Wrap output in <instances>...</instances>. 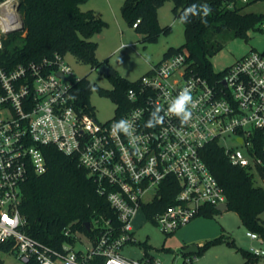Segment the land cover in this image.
Here are the masks:
<instances>
[{
	"label": "built area",
	"instance_id": "obj_1",
	"mask_svg": "<svg viewBox=\"0 0 264 264\" xmlns=\"http://www.w3.org/2000/svg\"><path fill=\"white\" fill-rule=\"evenodd\" d=\"M22 29L19 0L1 2L0 54L2 35ZM72 73L58 53L39 61L0 63V240L14 239L24 264H160L147 253L129 258L121 252L135 242L133 220L140 212L148 219L144 206L173 188V203L152 221L165 233L189 223L203 206L227 202L203 158L212 142L219 143L232 164L261 177L264 50L252 49L218 78L196 72L188 52L164 56L133 81L126 91L127 108L116 101L117 113L108 121L96 117L91 103L78 102L74 88L81 78H70ZM185 88L195 107L188 106L192 115L182 122L169 108ZM50 145L78 158L117 214L119 226L107 219L95 236L67 228L66 235L75 241L61 248L27 233L20 211L22 184L31 172H46L43 147ZM77 233L90 246H81ZM247 234L259 238L253 231Z\"/></svg>",
	"mask_w": 264,
	"mask_h": 264
},
{
	"label": "trees",
	"instance_id": "obj_2",
	"mask_svg": "<svg viewBox=\"0 0 264 264\" xmlns=\"http://www.w3.org/2000/svg\"><path fill=\"white\" fill-rule=\"evenodd\" d=\"M5 0H0V3ZM88 0H19V13L23 29L2 35L3 51L0 63L39 61L52 57L56 53L65 57L73 54L81 63L98 68L103 62L96 56L98 42L93 36L102 31L104 19L94 9L83 10L81 5ZM167 0H124L122 12L130 25L140 20L135 30L142 35L143 41H157L161 33L170 34L171 25H161L156 13ZM255 0H173L174 14L181 18L189 12L184 23L186 41L181 47L169 46L164 55L175 52H188L196 72L208 77L218 78L223 74L212 68L210 56L216 53L223 44L220 37L232 34L245 36L249 28H262L264 13L243 12L244 8ZM207 5L210 12L207 16L203 7ZM206 21V22H205ZM112 89L99 88L110 95L121 106L127 108V89L133 81L121 74L110 77ZM93 83L81 78L74 88L76 99L80 103L90 104ZM263 140L256 147L262 150ZM47 159V170L42 174L31 172L22 184L23 197L20 211L25 218L27 233L43 243L61 248L65 242L74 243L72 233L81 232L95 236L103 227L104 221L111 220L112 226H119L118 216L104 195L97 191V186L88 171L80 165L78 158L67 155L56 146L43 147ZM203 158L211 171L223 186L227 195L228 209L233 208L240 216L242 223L255 233L264 237V187L257 186L255 174L230 162L224 149L218 142L208 144L203 150ZM264 179V170H261ZM174 188L166 191L164 196L144 206L149 220L173 203ZM219 211L214 205H205L202 211ZM98 228L88 230L86 223ZM257 233V234H258ZM226 238L216 237L205 244L203 249L216 245ZM94 240L96 238H93ZM234 243V242H232ZM0 251H16L14 239L0 240ZM245 261L241 264H257L258 255L250 250H243ZM28 264H38L31 261Z\"/></svg>",
	"mask_w": 264,
	"mask_h": 264
},
{
	"label": "rangeland",
	"instance_id": "obj_3",
	"mask_svg": "<svg viewBox=\"0 0 264 264\" xmlns=\"http://www.w3.org/2000/svg\"><path fill=\"white\" fill-rule=\"evenodd\" d=\"M123 3L124 0H88L81 8L94 9L105 21L102 31L93 36L98 42L97 58L108 62L117 73L128 80L136 81L150 70L151 63L161 61L169 46L181 47L185 43V26L174 14L173 0H167L158 8L156 16L161 25H171L172 32L161 33L154 42L143 41L142 35L125 19L122 12ZM243 12L264 13V0L253 1ZM220 41L223 46L210 56L212 68L216 72L224 71L252 49L264 50V27L249 28L245 36H233L230 33L220 37ZM65 59L73 69L70 78H87L93 83L90 103L94 107L96 117L100 121L113 118L117 113V102L99 90L112 89L114 84L111 78L97 68L79 62L71 53L66 54ZM255 183L264 187V179L260 176H256ZM261 218L264 220V211ZM133 226L135 242L126 244L121 252L129 258H141L147 253L155 260H160V264H241L245 261L243 250H264V237L258 232V239L248 236L249 229L233 208L225 211L203 210L189 223L170 233L163 232L142 212L133 220ZM221 235L226 237L222 242L198 253L210 240ZM77 236L84 241L81 246H90L85 236L80 233H77ZM193 245L198 247V252H182L183 248ZM0 264L24 262L17 255V251H0ZM257 264H264V254L259 257Z\"/></svg>",
	"mask_w": 264,
	"mask_h": 264
},
{
	"label": "clouds",
	"instance_id": "obj_4",
	"mask_svg": "<svg viewBox=\"0 0 264 264\" xmlns=\"http://www.w3.org/2000/svg\"><path fill=\"white\" fill-rule=\"evenodd\" d=\"M195 8L188 9L184 15L181 16L180 20L181 22H186L187 16L189 12H194ZM210 12V8L205 5L203 7V13L205 16H207ZM206 22V21H205ZM189 105L192 107H195V104L192 100V96L190 94V90L188 88H185L180 92L178 95V98L174 100L173 103H171V106L169 108V112L175 114L176 116L180 117L182 122H186L188 119H190L192 113L189 110ZM120 127H125V121H121L119 124ZM149 126H152L149 122Z\"/></svg>",
	"mask_w": 264,
	"mask_h": 264
},
{
	"label": "water",
	"instance_id": "obj_5",
	"mask_svg": "<svg viewBox=\"0 0 264 264\" xmlns=\"http://www.w3.org/2000/svg\"><path fill=\"white\" fill-rule=\"evenodd\" d=\"M98 71H100L101 73H104L106 74L107 76L109 77H112V76H116L117 75V70L111 66L108 62H103L98 68ZM216 208L219 210V211H225L228 209V203L227 202H223L219 205L216 206ZM86 227L88 230L91 229V225L89 222L86 223ZM198 247L196 245H193V246H188L186 248H183L182 252L184 254H188V253H192V252H198ZM184 258L181 259V261H183Z\"/></svg>",
	"mask_w": 264,
	"mask_h": 264
},
{
	"label": "crops",
	"instance_id": "obj_6",
	"mask_svg": "<svg viewBox=\"0 0 264 264\" xmlns=\"http://www.w3.org/2000/svg\"><path fill=\"white\" fill-rule=\"evenodd\" d=\"M123 44H125V43H123ZM164 56H165V55H164ZM162 59H163V58H162ZM162 59H161V60H162ZM158 62H159V61H158ZM158 62H157V63H158ZM154 64H156V63H151V66L154 65Z\"/></svg>",
	"mask_w": 264,
	"mask_h": 264
}]
</instances>
